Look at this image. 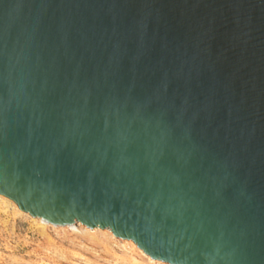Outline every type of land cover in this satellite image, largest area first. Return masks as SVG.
Wrapping results in <instances>:
<instances>
[{"label":"water","instance_id":"obj_1","mask_svg":"<svg viewBox=\"0 0 264 264\" xmlns=\"http://www.w3.org/2000/svg\"><path fill=\"white\" fill-rule=\"evenodd\" d=\"M0 196L168 264H264V0H0Z\"/></svg>","mask_w":264,"mask_h":264},{"label":"rangeland","instance_id":"obj_2","mask_svg":"<svg viewBox=\"0 0 264 264\" xmlns=\"http://www.w3.org/2000/svg\"><path fill=\"white\" fill-rule=\"evenodd\" d=\"M74 229L43 225L0 196V264H151L110 235Z\"/></svg>","mask_w":264,"mask_h":264},{"label":"bare ground","instance_id":"obj_3","mask_svg":"<svg viewBox=\"0 0 264 264\" xmlns=\"http://www.w3.org/2000/svg\"><path fill=\"white\" fill-rule=\"evenodd\" d=\"M2 198H5V197H3V196H1ZM6 200H9V199H7V198H5ZM9 201H11V200H9ZM12 202V201H11ZM13 203V202H12ZM15 206H16V204H14ZM17 207V206H16ZM18 208V207H17ZM18 211L19 212H22V211H20L19 209H18ZM22 213H25V212H22ZM27 214V213H26ZM31 217V216H30ZM32 218V217H31ZM33 219H35V220H37L39 223H41V224H43V225H45V224H48V223H46V222H44V221H42L41 219H39V218H33ZM49 225H51L52 227H54V228H60V229H65V228H72V229H74V228H76V225H78L79 227H83V228H86V229H88L86 226H84V225H82L81 223H79V222H75L73 225H68V226H54V225H52V224H49ZM43 229V228H42ZM75 230V229H74ZM87 232H90V236H94L95 234H97V233H101V234H104V235H110L111 237H113L114 239H116V241L117 240H119V242H121V243H123V245L124 246H128L133 252H136L137 251V254H138V256H146L147 258L146 259H148V263H151V264H168V263H164V262H160V261H156V260H152L149 256H147L145 253H143L132 241H129V240H123V239H120V238H116L110 231H108V230H102V229H100V228H93L92 230H90V229H88V231ZM121 246V245H120ZM134 255V254H133ZM134 262V261H133Z\"/></svg>","mask_w":264,"mask_h":264}]
</instances>
